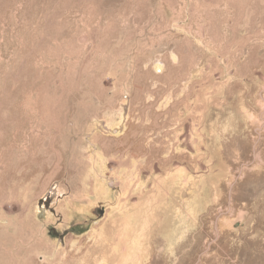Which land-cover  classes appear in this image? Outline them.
Listing matches in <instances>:
<instances>
[{"label": "rangeland", "instance_id": "obj_1", "mask_svg": "<svg viewBox=\"0 0 264 264\" xmlns=\"http://www.w3.org/2000/svg\"><path fill=\"white\" fill-rule=\"evenodd\" d=\"M0 264H264V0H0Z\"/></svg>", "mask_w": 264, "mask_h": 264}]
</instances>
